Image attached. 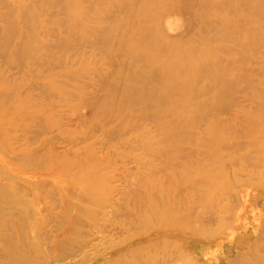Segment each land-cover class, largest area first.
<instances>
[{
	"label": "rangeland",
	"instance_id": "obj_1",
	"mask_svg": "<svg viewBox=\"0 0 264 264\" xmlns=\"http://www.w3.org/2000/svg\"><path fill=\"white\" fill-rule=\"evenodd\" d=\"M0 264H264V0H0Z\"/></svg>",
	"mask_w": 264,
	"mask_h": 264
}]
</instances>
